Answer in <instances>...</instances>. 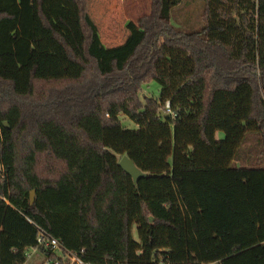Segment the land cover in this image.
<instances>
[{
    "label": "trees",
    "instance_id": "16d2710c",
    "mask_svg": "<svg viewBox=\"0 0 264 264\" xmlns=\"http://www.w3.org/2000/svg\"><path fill=\"white\" fill-rule=\"evenodd\" d=\"M184 1L108 48L85 0H0V264L39 228L88 264H264V165H236L264 156V0H199L192 32Z\"/></svg>",
    "mask_w": 264,
    "mask_h": 264
},
{
    "label": "rangeland",
    "instance_id": "374dc122",
    "mask_svg": "<svg viewBox=\"0 0 264 264\" xmlns=\"http://www.w3.org/2000/svg\"><path fill=\"white\" fill-rule=\"evenodd\" d=\"M87 13L98 26L103 43L108 48H113L124 44L129 36L127 24L138 23L141 19L148 17L152 13V0H85ZM172 25L185 31H201L205 25V4L199 0H187L181 3L172 11ZM261 38V50L259 56L264 57V36ZM45 84H40L39 88H45ZM160 88L156 83L143 94L160 97ZM124 126L135 128L131 121L124 120ZM218 138L223 139L224 135L218 133ZM262 143L255 135H250L243 146L242 162H236L238 167L242 165L263 166L264 156L262 155ZM137 237V233L134 232ZM28 260L29 264H39L41 256L36 253Z\"/></svg>",
    "mask_w": 264,
    "mask_h": 264
},
{
    "label": "built area",
    "instance_id": "2783aa9c",
    "mask_svg": "<svg viewBox=\"0 0 264 264\" xmlns=\"http://www.w3.org/2000/svg\"><path fill=\"white\" fill-rule=\"evenodd\" d=\"M167 108L168 112H170L169 105ZM39 230L37 247L27 250V262L25 264H29L28 260L32 258V254H29V252L41 256L39 264H88L77 253L66 248L59 239L51 235L49 232L41 228H39ZM42 249L50 251L56 259L52 261L49 257L42 254Z\"/></svg>",
    "mask_w": 264,
    "mask_h": 264
},
{
    "label": "water",
    "instance_id": "95a60500",
    "mask_svg": "<svg viewBox=\"0 0 264 264\" xmlns=\"http://www.w3.org/2000/svg\"><path fill=\"white\" fill-rule=\"evenodd\" d=\"M119 166L133 178L135 183H137L140 179L147 177V174L143 173L128 156L122 157L119 162ZM35 193L36 191L31 192V204L35 201Z\"/></svg>",
    "mask_w": 264,
    "mask_h": 264
}]
</instances>
